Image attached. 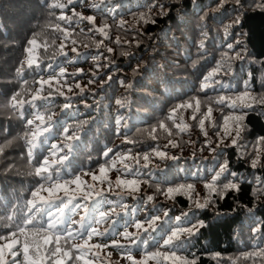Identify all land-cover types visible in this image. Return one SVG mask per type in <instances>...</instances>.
<instances>
[{"label":"trees","instance_id":"obj_1","mask_svg":"<svg viewBox=\"0 0 264 264\" xmlns=\"http://www.w3.org/2000/svg\"><path fill=\"white\" fill-rule=\"evenodd\" d=\"M54 2L0 0V145H6L0 154V234L23 225L29 211L26 199L43 183L32 174L33 168L50 156L51 144L62 141L66 127L71 126V135L79 125L67 167L60 168L62 179L81 175L87 184L107 189V183L93 181L87 173L99 175V165L118 155L139 154L142 165L145 152L151 155L158 148L166 153L163 159L151 155L139 177L118 172V161L111 168L113 188L118 175L141 181L135 194L140 199L125 196L129 207L100 225L108 231L90 244L110 245V238L127 243L119 233L136 205L135 215L141 220L150 215L163 220L168 212V222L153 232L159 242L141 246L148 251L160 250L166 234L176 230L185 245L177 254L196 264H264V229L253 231L264 221V13L256 7L262 0H241L243 7L235 0H59L63 9L50 7ZM237 17L243 23L229 27L225 35ZM32 39L35 46L28 43ZM227 43L234 49L228 50ZM28 59L36 62L28 65ZM222 61L202 88L203 78ZM61 70L64 76H59ZM51 77V87L45 84L39 91L47 100L11 108L14 94L27 102L41 89L39 81ZM65 103L70 105L66 111ZM37 112L53 117L52 129L38 141L30 164L27 119ZM108 148L113 151L105 158ZM253 159H258L256 168ZM125 163L138 167L131 160ZM225 164L226 172L215 185L217 193L210 197L205 185ZM227 183L238 187L228 189L222 198L219 192ZM177 185L186 186V191L168 198L166 188ZM116 191H103L102 196L116 200ZM147 195L154 199L144 203ZM196 201L206 207L196 208ZM88 203L95 212L96 202ZM182 214L185 218L178 224L176 218ZM201 220L206 226L198 234L186 231ZM131 247L132 255L141 259L142 251ZM16 249L23 260L20 245ZM98 252V257L89 253L85 259L92 264H128L122 250L109 246Z\"/></svg>","mask_w":264,"mask_h":264},{"label":"snow or ice","instance_id":"obj_2","mask_svg":"<svg viewBox=\"0 0 264 264\" xmlns=\"http://www.w3.org/2000/svg\"><path fill=\"white\" fill-rule=\"evenodd\" d=\"M70 2L71 0H69V3ZM235 4L243 7L241 0H235ZM50 7L63 9L65 5L60 3L59 0H55ZM256 7L257 10L264 13V0L257 4ZM163 14L166 13H162V15ZM60 19L65 20L67 17L61 16ZM88 19L91 21L94 18L89 17ZM242 23L243 20L240 17H237L231 25L225 28V35H228L229 27L234 28ZM28 43L35 46L36 40H29ZM239 44L240 41H237L236 46ZM200 46L201 48L204 47L203 41H201ZM226 46L228 50L234 49L232 43H227ZM26 51L31 52V49H27ZM35 62L34 59H28L27 61L28 65H32ZM224 62L225 61L218 62L216 67L203 78L205 83H202V88L207 86L206 82L216 75ZM64 75L65 72L61 70L59 76ZM72 75L75 76V73ZM52 79L53 77L48 80H40L39 83L41 89H38L37 94L33 95L30 100H27V102L22 99L17 100L16 95L18 94H14L9 101L11 108H23L25 104H31L34 106L38 99L47 100L48 97H41L39 91L42 90L45 84H48L51 87ZM109 79L111 78L109 77ZM244 83L245 86L250 84L249 80H246ZM76 87L80 88V85L77 84ZM57 91L59 92V95H64L59 89H57ZM69 91H71V88H69ZM80 91L83 93L85 89L80 88ZM49 95H51V93ZM68 99H71V97H68ZM117 103H120V101H117ZM69 106L68 103H65L63 105V110L66 111ZM188 106L190 107V105ZM85 107L89 106L85 105ZM176 107L180 108L182 105H177ZM173 111H175V109ZM172 118L173 117L170 114L168 119ZM52 120V116H46L39 112L34 115L33 119H27V127L29 131L26 133L25 139L28 144V160L30 164L33 162V150L38 148V141H40V143L44 141L46 138L45 134L49 133L50 129H52ZM82 123L87 124L88 121H83ZM69 127L64 129L62 134L63 138L60 143L51 144L49 149L50 156H45L42 161L38 162V166L33 168L32 174L40 177L43 183H39L38 186L31 191L30 198L26 199V207L29 211L28 218L25 219L23 225H16L15 231L8 229L7 235L0 234V264H80L81 261H83V264H92V260L85 259V257L89 253H92L93 257H98V250L101 248L107 250L109 246L113 249L124 251V259L128 264H148L149 261H155V264H196L195 261H189L177 254L178 251H183L185 245L181 243L180 239H178L180 232L176 230H171L166 234L163 243L160 244V250L148 251L146 248L141 247L142 245H148L149 242L152 244L159 242V239H153V232L154 230L158 231L161 223L168 222L167 211L165 212L163 220L157 215L145 216V218L141 220L135 215V211H139V209L136 208V205H133V215L130 219H125L124 230L119 233V236L127 243H121L120 240L116 238H110V245L108 243H89L94 237H102L108 231L107 228L102 230L99 227L100 225L104 224L106 221L110 222L118 212H123L129 207L124 203L125 196H131L134 200H137V202H139L140 199L135 194L140 191L141 181L135 178L122 179L118 175L115 180V188H113V181L108 178V172L111 168H115L118 161L121 165V167L117 169L118 172H125L129 176L139 177L141 175V169L148 168V165L151 163V155L154 154L163 159L165 158L166 153L159 151L158 148L153 149L151 155L149 152H145L142 156V165L140 163L141 158L139 154L135 157L118 155L112 161H106V163L100 164L99 175L87 173L91 175L93 181L98 180L101 183H107L108 185L107 189H97L95 185L87 184V182L82 179L81 175H75L71 179H62L60 168L61 166L65 168L67 167L66 162L68 161L69 156L72 155V142L79 138L78 133L80 126L77 125L71 135L68 134ZM159 127L163 129L165 128V124L161 122ZM152 131L155 132V128ZM155 138L156 137L153 135L152 139ZM127 142L132 143V141ZM5 147L6 145H0V154L4 152ZM63 149H68L69 151L64 152ZM112 151L111 148H108L103 152V156L107 158ZM126 160L134 161L138 167L133 168L131 164L125 163ZM257 164L258 159H253L251 161L253 168H256ZM53 165L56 167L53 168ZM226 167L227 165L225 164V166L221 168V171L212 178V182L205 185L209 190L210 197L211 193H217L215 185L218 182V178L226 172ZM148 175H151V173L149 172ZM231 175L235 176L236 173L233 172ZM72 185L75 187H71ZM237 187L238 185L236 183L224 184L219 195L223 198L224 193L228 189L235 190ZM115 189H119V191L115 192L117 196L116 200H109L102 196L103 191L112 192L115 191ZM187 189V191H190L191 186H187ZM165 191L167 197L171 198L175 193L186 191V186H169ZM42 193H46V195ZM153 199L154 197L152 195H147L144 199V203L153 201ZM90 200L95 201L98 205L95 212L92 211V208L88 203ZM205 207L206 203L196 201V208L202 209ZM248 211L251 213L252 209H248ZM74 215H79L80 219L73 221L72 217ZM184 218L185 217L182 214L181 217L176 218V222L179 224ZM38 221L40 222L39 226L35 227L34 225H36ZM205 226V222L201 220L198 221L194 228H187L186 231L189 234H192L193 232L198 234L200 229ZM130 228L135 230L131 231L129 230ZM82 229L84 230L83 236ZM262 229H264V221H260L259 226L254 227L253 231L261 232ZM141 233H146V235L142 236ZM113 235L115 236V233ZM74 241L80 242L75 243ZM138 241L140 243H138ZM17 245H20L21 247L23 260H21L20 256L17 254ZM132 245H136L137 249L142 251L141 259L137 260L132 255ZM9 255L15 259H8ZM107 255L110 256L111 252H108Z\"/></svg>","mask_w":264,"mask_h":264},{"label":"clouds","instance_id":"obj_3","mask_svg":"<svg viewBox=\"0 0 264 264\" xmlns=\"http://www.w3.org/2000/svg\"><path fill=\"white\" fill-rule=\"evenodd\" d=\"M227 69H228L229 72L232 71V68H231V65H230V64L227 65ZM219 70H220V69H219ZM22 138H23V137H22ZM256 254L259 255L260 253H256Z\"/></svg>","mask_w":264,"mask_h":264}]
</instances>
